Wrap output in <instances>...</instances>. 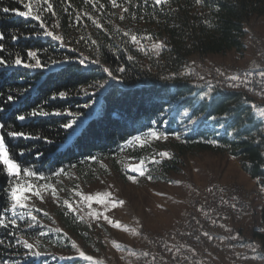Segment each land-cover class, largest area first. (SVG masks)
Returning <instances> with one entry per match:
<instances>
[{"label": "trees", "instance_id": "trees-1", "mask_svg": "<svg viewBox=\"0 0 264 264\" xmlns=\"http://www.w3.org/2000/svg\"><path fill=\"white\" fill-rule=\"evenodd\" d=\"M28 2L0 0V9L27 11L24 5ZM117 4L120 6L113 7L111 0H32L34 14L40 15L49 31L63 37V45L42 35L40 21L0 11V32L5 34V51L0 56L11 62L19 54L34 63L27 51L35 50L49 68L51 60L71 61L60 66L64 71L57 69L54 73L0 68V122L9 129L55 142L49 145L43 140L10 138L5 134L17 162L36 172V177L51 180L60 169L83 175L94 171L101 161L115 163L120 157L136 162L151 160L157 155L148 141L143 146L127 143L151 127L171 138L180 136L179 140L175 138L171 158L148 164L147 175L153 177L152 182L168 181L172 173H179L186 156L211 152L238 159L242 170L264 189L263 123L256 118L251 97L241 91H224L220 86L202 88L185 74L189 60L195 56L244 52L246 27L252 20L264 18V0H167L160 5L154 0H117ZM124 8L128 11L124 12ZM133 35L138 43L132 42ZM155 43L165 47L157 53L152 47ZM85 58L86 67L79 64ZM121 67L125 69L122 73ZM104 68L120 82L111 80ZM101 83L105 88L94 87ZM38 85L39 90L27 91ZM64 90L70 92L67 98L49 99L53 92ZM94 91L96 95L92 96ZM10 92L14 97L24 94L9 102ZM206 93L210 99L202 100ZM38 105L62 115L34 117L25 122L15 119L16 114L26 115ZM184 111L193 119L200 118L197 126H190L191 130L185 129ZM68 112L73 115L68 116ZM77 113L80 118L88 117L86 131L62 151L53 152L70 131L61 124L76 118ZM90 113L94 115L89 117ZM11 182L0 171V218H12L7 210ZM66 211H57L56 218L70 235L80 239L82 224ZM256 214L259 227L253 230V237L264 243V205L256 208ZM33 215L36 221L27 215L23 219L17 216L16 226L0 227V240L4 241L0 244V264H84L81 259L63 257L67 249L63 244L69 239L47 229V224L53 222L50 217ZM22 240L47 255L31 256Z\"/></svg>", "mask_w": 264, "mask_h": 264}, {"label": "rangeland", "instance_id": "rangeland-1", "mask_svg": "<svg viewBox=\"0 0 264 264\" xmlns=\"http://www.w3.org/2000/svg\"><path fill=\"white\" fill-rule=\"evenodd\" d=\"M246 30L247 49L244 52L232 51L226 56L211 55L204 58L195 56L189 60L185 74L202 88L212 85L220 86L224 91H239L228 82L229 75H226V72H233L237 67L241 69L240 72L264 69V18L252 20ZM252 100L255 113L264 110V96H254ZM258 115L257 119H261L259 121L263 123L264 131V118L260 113ZM174 141L175 138L169 136L167 140L150 139L148 142L152 152L157 155L151 160L149 158L136 162L120 157L115 163L101 161L94 171L83 175L77 171L66 170L51 180L23 174L16 179L19 180L21 188L27 183L40 191V196L33 195L32 191L22 192V198L27 197L28 210L32 214L39 213L50 217L53 222L47 224V229L69 239V242L63 244V247H67L63 257L81 259L84 264L92 262L83 260L77 248L93 257L99 264H154V252L159 248L156 241L158 237H164L167 250L160 253V261L176 263V250L185 251L186 248V241H179V232L180 236H183L187 230H195V222H200L203 226L205 220L218 219L210 214L212 201L221 199L215 192L240 189V193L246 194L250 208L245 211V220L236 223L232 219V211H225L224 222L218 229L212 226L209 233L221 240L216 244L218 249H225V244L230 247H244L249 250V261L264 264V260L253 259L264 253V243L253 237V230L259 227L256 208L263 205L261 190L245 177L246 173L241 170L238 159L226 154L201 152L183 158L182 170L172 173L168 181L152 182L146 178L148 164L154 160L166 159L167 157L159 156V153L172 152ZM141 162L145 168V176L130 171L133 167H140ZM129 176H135L136 182L130 180ZM105 193H111V196L103 203H98L95 199H85L87 196L96 197L97 194ZM65 201L72 205L71 209L66 206ZM113 201L124 203L114 206ZM63 210H67V215L75 216L82 224L80 239L70 235L60 225L55 213ZM104 216H107L108 220L104 219ZM109 220L119 222L121 227H114ZM186 223L187 229H183ZM205 228L206 230L197 229L196 235L204 236L207 226ZM206 240L205 237V240L196 242L195 245L188 242V247L202 251V248H207ZM73 243L76 248H73ZM214 250L217 249H212ZM191 262L249 263L238 254L225 255L219 252L211 258L194 257Z\"/></svg>", "mask_w": 264, "mask_h": 264}, {"label": "snow or ice", "instance_id": "snow-or-ice-1", "mask_svg": "<svg viewBox=\"0 0 264 264\" xmlns=\"http://www.w3.org/2000/svg\"><path fill=\"white\" fill-rule=\"evenodd\" d=\"M46 2H47V0H45V3ZM154 2H155V4L160 5V4L167 3V0H154ZM111 3L113 5V7H119L120 6L119 4H117V0H111ZM24 7L27 9V11H20L18 9H9L7 7L0 9V11H2L3 13H9L11 11L20 17H25V18L30 17L33 20L40 21L39 27L44 29V31L42 33V35L44 37L51 38V40L57 41L61 45L64 44L63 37L60 35L54 34V32H52V31H49L45 27L43 21L41 20L40 15L34 14L33 8H32V0H29V2L26 3L24 5ZM48 7L50 8L51 5H48ZM123 11L127 12L128 9L124 8ZM120 19L123 20L124 16L123 15L120 16ZM125 35H129V33L126 32ZM11 38L13 40H15V39H17V36H12ZM4 39H5V34L3 32H0V53L5 51L4 44L2 43V41ZM149 39H151V38L149 37ZM131 40L133 43L139 42L138 38L134 35L131 36ZM152 47H153V49L156 50L157 53H159V51L161 49H163L165 47V45L163 43H155L152 45ZM27 57L29 58V60L34 61V63L28 62V60L23 59L19 54H17L11 62H9L7 58L0 56V68L23 67L26 69H44V70H47V71L54 73L57 69H59L61 72L64 71V69L61 68L60 66L62 64L71 62L70 59H65L62 61L51 60V68H49L48 65L43 64L41 62L40 58H38L37 51L28 50L27 51ZM86 59L87 58L80 60L79 64L84 65L86 67L87 66L85 64ZM92 63H98V61L93 60ZM103 70H104V72L107 73V75L111 78V80L120 82V78L113 75V73L111 71H109L107 68H104ZM124 71H125V69L123 67L119 68V72L122 73ZM261 75H262V78H264V73H262ZM229 79H231L233 81H237V80H239V77L232 76ZM234 86H236V85H234ZM94 87H97L99 89H103V88H105V84L101 83L99 85H94ZM35 90H39V85L33 89H28L27 91L31 92V91H35ZM23 94H24L23 92H20L17 94V97H14L10 92L9 95L7 96V101L14 102L16 99L19 98V96H21ZM69 95H70V92L68 90L58 91V92H53L52 95L49 97V99H52V100H55L58 98L64 99V98H67ZM91 95L95 96L96 92L95 91L92 92ZM201 99L202 100L203 99H210V96L206 93L203 97H201ZM85 107H89V105H85ZM161 111H163V108H161ZM0 112H3V108H0ZM66 114L68 116L73 115L71 112H68ZM61 115H62V113L60 111H56V110L48 111V110H45L43 106L38 105L33 110L28 111L26 115L25 114H16L15 119L20 121V122H25L27 119L34 118V117H49V116H61ZM93 115H94V113H90L89 117H91ZM260 115L262 118H264V110H261ZM183 117L187 121V123H185V125H184L186 130H191L190 126H197L199 123V120H200L199 117H197L196 119H193L192 114H190L188 111L183 112ZM211 119L213 121L217 120L216 117H211ZM87 121H88V117H86L84 120H80V114L77 113L76 118H74L70 121L63 122L61 124V127L65 130H70V131H69L68 137L65 139V141H63L60 144L55 145L53 152L62 151L67 146H69L74 139H76L80 135H82L86 131ZM5 134L7 135V137H10V138H23L26 140H43L44 143L49 144V145H53V144H55V142L53 140L49 139L48 137H42V136L34 134V133H27L23 130L17 131L14 128L9 129L8 126L6 125V123L0 122V171L4 172L10 178V181H12L9 184L8 193H7L9 196V199L11 201L10 206L7 210L11 213L12 218L11 219H9L8 217L0 218V227L7 228L10 226H16L17 225V220L15 219V217H17V216H19L20 219H23L25 217V215H27L31 218L32 221L37 220V217L35 215H33L30 210H28V205L26 203L27 197L22 198L21 194L24 191H32L33 195L40 196V191L38 190V188L33 189L32 186L30 184H27V183L25 184V186L23 188L20 187V182L16 178H19L22 174L24 176H37V173L28 169V168H22L21 164L19 162H17V160L15 159L13 154L11 153L8 144L6 143ZM175 138L177 140H179L180 136L176 135ZM150 139L167 140L168 136H167V134L160 132L158 129L150 127V129L147 133L134 136L130 140H128L127 143L128 144L140 143L141 146H143ZM23 154H24L23 151H21L20 155H23ZM159 156L171 158V156L168 152H161V153H159ZM91 159H95V157H91ZM153 162L159 163V161H155V160ZM130 171L137 173L140 176L146 175L145 174V168L143 166V162H141L140 167H133L130 169ZM63 172H64V169H60L56 173V175L59 176ZM128 178L130 180H132L133 182H136L135 176H129ZM146 178L149 180L153 179V177L150 174L147 175ZM53 194H55L54 189H53ZM110 196H111V193H105L103 195L97 194L96 197L87 196V197H85V199H87V200L95 199L96 202L103 203ZM41 199H43V197H41ZM123 203H124V201H113L114 206L122 205ZM65 204L68 208H70V209L72 208V205L70 203H68L67 201H65ZM234 206L235 205H233V207ZM104 219L108 220V217L104 216ZM109 223H112L114 227H117V228L121 227L119 222H113V221L109 220ZM29 226H31V225H29ZM205 235H207V233H205ZM3 243H4V241L0 240V244H3ZM21 243H22L23 247L28 250V252L31 256H34L36 258H40L44 255H47V253H45V252H42L39 250H34V245L32 243H29L27 240H22ZM73 248H76L75 243H73ZM77 251L79 252V256L81 258H83V260L92 262V264H99L98 261H94L93 257L86 255L83 251H80L78 248H77ZM145 255H147V253H145ZM245 258H247V257H245ZM68 259H71V257H69ZM253 259L264 260V253L260 254L257 257H253Z\"/></svg>", "mask_w": 264, "mask_h": 264}, {"label": "built area", "instance_id": "built-area-1", "mask_svg": "<svg viewBox=\"0 0 264 264\" xmlns=\"http://www.w3.org/2000/svg\"><path fill=\"white\" fill-rule=\"evenodd\" d=\"M264 63V60H263ZM264 67V66H263ZM223 72H226L223 70ZM262 73L264 70H252L248 72H240V68L233 72H226V75H229V78L232 76L239 77V80L233 81L229 79V83L236 85L238 90L245 92L249 97L262 95L264 96V78H262ZM221 199L212 201L210 208L211 216H217L218 219H211L209 221L205 220V224L202 226L200 222H195V230H187V239H180L179 232V241H186L185 251H177L176 263H167V261H160V253L167 252L166 243L163 240H156L158 242L159 248L154 252V264H194L191 260H194V257H203L211 258L215 253H223L225 255H239L242 259L247 257V263L256 264V261H249V250H245L244 247H230L229 244H225L223 247L225 249L217 247V242L221 241L216 237H213L211 233L212 226L213 228L218 229L219 225L225 220V211H232V219L236 223L243 222L245 220V211L250 209L247 205L246 194L240 193L239 189H230L221 192H215ZM233 205H235L233 207ZM194 218V217H193ZM207 226V235L204 233V237L207 239V248H202V251H195L193 247H188V240H196V230L204 229L206 230ZM183 229H187V223L184 224ZM227 243V242H226ZM212 249H217L212 251ZM190 250V251H189ZM246 252H244V251ZM242 254H240V253ZM185 261V262H183ZM248 263V264H249Z\"/></svg>", "mask_w": 264, "mask_h": 264}, {"label": "bare ground", "instance_id": "bare-ground-1", "mask_svg": "<svg viewBox=\"0 0 264 264\" xmlns=\"http://www.w3.org/2000/svg\"><path fill=\"white\" fill-rule=\"evenodd\" d=\"M237 69H239V67H237V68H235V69H233L234 71H236ZM241 70V69H240ZM250 71V70H249ZM246 72V71H245ZM237 87V86H236ZM252 97H254V96H252ZM252 102H253V100H252ZM252 105H255V104H253L252 103ZM253 107V106H252ZM254 108V107H253ZM254 110L256 111V109L254 108ZM260 113V112H259ZM259 113H257L256 112V114H257V117L256 118H258L259 117ZM259 120H261V119H259ZM258 120V121H259ZM261 122V121H260ZM234 188V187H233ZM240 190V189H239ZM242 193V192H241ZM213 199V198H212ZM225 215H226V213H225ZM228 215V214H227ZM181 238H184V239H187V232H185L184 233V235L183 236H180ZM202 237H204V236H201V235H199V236H197L196 235V240H188V242L189 243H191V244H194L195 245V243L196 242H202L203 241V239L205 240V237L204 238H202ZM172 238H174V235H173V237ZM164 239V237H158L157 238V240H163ZM175 240V239H174ZM207 241V240H206ZM164 243H166V240L164 239ZM195 247V246H194Z\"/></svg>", "mask_w": 264, "mask_h": 264}, {"label": "crops", "instance_id": "crops-1", "mask_svg": "<svg viewBox=\"0 0 264 264\" xmlns=\"http://www.w3.org/2000/svg\"><path fill=\"white\" fill-rule=\"evenodd\" d=\"M241 170H242V169H241ZM245 177L249 179V182H250L253 186H255V187L258 186V185H257V181L252 180V179L250 178V176H248V175L246 174ZM258 188H260V190H261L262 204L264 205V189H262V188L259 187V186H258ZM263 205H262V206H263Z\"/></svg>", "mask_w": 264, "mask_h": 264}]
</instances>
